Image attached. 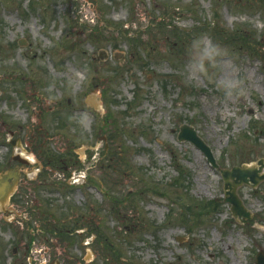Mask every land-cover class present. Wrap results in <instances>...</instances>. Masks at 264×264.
Returning <instances> with one entry per match:
<instances>
[{"label": "rangeland", "instance_id": "374dc122", "mask_svg": "<svg viewBox=\"0 0 264 264\" xmlns=\"http://www.w3.org/2000/svg\"><path fill=\"white\" fill-rule=\"evenodd\" d=\"M263 157L264 0H0V264H256Z\"/></svg>", "mask_w": 264, "mask_h": 264}, {"label": "water", "instance_id": "95a60500", "mask_svg": "<svg viewBox=\"0 0 264 264\" xmlns=\"http://www.w3.org/2000/svg\"><path fill=\"white\" fill-rule=\"evenodd\" d=\"M178 139H188L190 141H192L194 144H196L197 146H199L206 154L208 160H210L212 162V164L215 165L214 163V159L210 153L209 148L200 140V138L196 135L194 129L192 127H189L186 124H183L180 126V131L178 133ZM255 170L254 168H249L246 166L243 167H238V166H233L230 170L228 169H223L221 170L222 176L224 178L225 181V185L229 184L230 182L228 181L229 177H233L235 176L236 178H239L240 180H246V175H250L251 173H254ZM19 173L15 170V169H8L7 171H4L2 173H0V206L7 201L8 196L10 194V192L12 191V184L6 185V178L8 176H12L14 178L13 180V184L16 182V179L18 178ZM255 176H251V179L254 181H256V179H260L261 177H264L263 175H256L254 173ZM237 182H234V184H230L231 189V196L226 198L228 199L230 202L233 203V206L231 207L232 211L234 214H239V212H242V207L239 205V199L237 198V196L233 193V189H234V185ZM244 211V210H243ZM246 214V212H244ZM258 264H264L261 263L260 261L257 262Z\"/></svg>", "mask_w": 264, "mask_h": 264}, {"label": "flooded vegetation", "instance_id": "af4514ba", "mask_svg": "<svg viewBox=\"0 0 264 264\" xmlns=\"http://www.w3.org/2000/svg\"><path fill=\"white\" fill-rule=\"evenodd\" d=\"M19 165H20V163L17 164V165L8 166V167H6V168L14 167V166H15V167H18ZM11 180H12V178H7L6 184H8L9 182H11ZM15 194H17V191H16V190H14L13 193L10 195V197H9V199H8V200H9L8 203H7L2 209H0V211H3V212L5 213L4 217H5L6 215L13 214V213L17 212L16 207L13 206V203H11V198H12V196L15 195ZM5 219H6V217H5ZM57 263L59 264V261H57Z\"/></svg>", "mask_w": 264, "mask_h": 264}]
</instances>
